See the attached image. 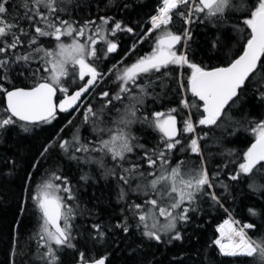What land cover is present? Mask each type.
Here are the masks:
<instances>
[{"label":"snow or ice","instance_id":"1","mask_svg":"<svg viewBox=\"0 0 264 264\" xmlns=\"http://www.w3.org/2000/svg\"><path fill=\"white\" fill-rule=\"evenodd\" d=\"M90 9L88 0H21L20 4L0 0V95L6 100L0 112V137L13 127L19 133H33L66 114L67 122L41 146L29 168L38 171L56 149L78 168L95 165L101 179L113 180L116 203L123 205L118 220L102 221L99 202L93 209L82 208L80 189L72 185L60 159L52 161L30 196L39 213L36 259L41 264H65L61 253L72 249L78 253L76 264H110L109 255L86 260L85 252L77 248L76 219L85 213L93 217L84 229L93 242L105 241L110 231L127 237L133 229L157 245L183 242L193 217L210 202V208L228 215L213 241L219 254L264 264V235L257 239L248 235L264 232V220L259 226L241 222L224 207L242 184L253 195L264 197V183L252 179L264 175V111L232 121L227 135L248 132L253 140L240 150L224 148L220 142L224 162L212 171V154L206 156L202 144L208 133H197L198 127L219 128L226 111L250 88L264 109V0H159L145 22L148 27L106 13L93 16ZM208 25L216 32L208 41L210 49L229 47L234 39L231 31L239 45L234 55L212 66L202 59L197 62V49L192 46L196 28ZM225 28L229 32L221 36ZM121 34L135 37L131 51L145 42L151 51L134 62L125 64L121 59L105 69L104 61L121 47ZM66 38L71 43H65ZM185 67L190 74L185 79L181 72L174 78L172 90L182 97L179 107L155 110L149 99L152 105L162 100L167 82L173 80L171 70ZM188 92L202 104L196 120L191 109L197 105L189 103ZM77 117L79 124H74ZM66 129H74L69 138L62 137ZM84 130L88 135L82 134ZM149 133L157 137L155 143L147 139ZM237 155L239 163L233 159ZM11 165L14 170L16 161L11 160ZM230 165L236 166L225 171ZM92 178L90 171L79 177L85 183ZM24 179L31 183L32 172H26ZM22 195L27 203V187ZM248 213L264 217V208L250 207ZM14 223L18 230L20 221ZM11 248L15 264V237ZM142 248L143 243L133 252Z\"/></svg>","mask_w":264,"mask_h":264},{"label":"trees","instance_id":"2","mask_svg":"<svg viewBox=\"0 0 264 264\" xmlns=\"http://www.w3.org/2000/svg\"><path fill=\"white\" fill-rule=\"evenodd\" d=\"M14 2L20 4L21 0H14ZM88 2L91 3L90 11L93 16L97 12L101 15L106 13L107 15L114 16L117 20L123 19L125 23L140 21L141 27H144L150 14H154V9L158 6L159 0H111V3L109 0H88ZM124 3L129 5L127 9L122 7ZM97 5H99V8H97ZM19 11L22 13V9H19ZM81 14L83 15V13ZM76 18L79 19L80 17L77 16ZM230 23L234 24L236 21L232 20ZM224 32H229V29L225 28L219 34L223 36ZM215 34V29L211 25L196 28L194 32L196 43L192 46L197 49V62L202 59L209 66L216 65L228 56L234 55L237 51L239 45L236 43L235 37L237 34L234 31L229 33L234 38L229 47L210 49L208 41ZM133 38L130 35H120L121 47L117 53L111 54L108 60L104 61L103 67L105 69L111 67L115 61L125 54L130 48ZM65 43H71L70 39L66 38ZM225 43H228L227 37H225ZM45 46L54 47V45H49L48 43ZM150 50L151 47L148 42L139 44L135 51H132L124 59V63L134 62L138 56L145 52H150ZM181 72H183L186 79L190 74V69L185 67L184 69L175 68L171 70L173 80L167 82L168 87L165 88L167 95L163 96L162 100H158L155 105H152L151 99H149V105L155 110L166 111L171 107H179L178 102L182 97L178 91L173 94L172 90L176 89L174 78L178 77ZM14 82L23 86L20 80ZM156 90L159 92L160 88L157 87ZM187 97L190 104L197 105L191 109L192 118L196 120L199 116V111H202V104L197 98H193L190 92L187 93ZM5 106V97L0 95V112H2ZM261 111H264V109L260 107L257 98L253 96L252 89L250 88L241 96L237 104L233 105L230 111H226L222 122H218L220 124L219 128H197V133H208V138L202 144L205 148V155L212 154L209 160L210 171L214 170L216 165L224 162V157L220 154L223 150L220 142H222L224 148L240 150L249 146L247 141L253 140V137L248 132L237 133V136L227 135L226 130L231 127L232 121L239 120L245 115H257ZM181 112L182 114H186V110L181 109ZM66 122V114H61L60 118L54 122V125H44L36 128L33 133H19V129L13 127L0 137V264H12L11 244L14 237L16 244L15 264H41L36 259L37 242L34 238V233L38 229L39 213L34 207L30 196L34 194L36 184L40 182L41 177L54 160L60 159V164L68 175L72 185L80 189L79 195L82 208L93 209V206L99 202V213L102 221L114 223L119 219L117 213L123 205L116 203L115 183L111 179L107 181L101 179L99 169L95 165L78 168L74 162L61 158L62 154L58 150L53 149L49 154L48 160L38 171L29 168V163L33 160V157L37 156L41 146L49 138L53 137V133L58 132ZM74 124H79V117L74 121ZM136 129H139V125L136 126ZM73 130L66 129L62 137L69 138ZM82 134L88 135V132L84 130ZM137 134L143 135L139 131H137ZM147 139L155 143L157 137L149 133ZM242 140L245 143H242ZM192 159L195 160L196 158L192 157ZM233 159L237 163L241 162L238 155L233 157ZM11 160L16 161L14 170ZM6 161L8 162L6 163ZM109 166H111L110 162ZM235 166L230 165L229 169L225 171H231ZM29 171L33 175L31 183L24 179L26 172ZM89 171L93 178L87 183L81 181L79 179L80 175L83 172ZM221 179H225V177L222 176ZM252 179L259 183H264V175L257 174ZM23 187L29 189L27 203H24V196L22 195ZM232 196L235 197V202H233ZM132 199H136L135 195L132 196ZM136 202L141 203L142 201L136 200ZM209 204L210 202L204 203V211L193 217L194 223L188 225L185 229V240L183 242H174L171 245H157L155 242L146 241V238L141 235L139 229H133L132 235L127 237L119 231L115 233L110 231L105 241L93 242L84 231L86 226L94 222L93 217L85 213L76 219V225L80 228L77 248L85 252L86 260L98 259L104 255H109L110 264H137V261L140 264H257V261L251 258L233 259L219 254L218 249L213 245V241L218 235L216 230L217 225L227 214L223 209L210 208ZM224 207L233 212L241 222H256L259 226L260 221L264 220V217H250L248 213V208L250 207H255L257 210L264 208V197L253 195L244 184L239 185L232 192ZM21 208L24 209L23 213L20 211ZM161 220H163L162 217ZM15 221H20L18 230L16 229ZM250 234L254 239H257L261 235H264V232H250ZM141 243H143V248L133 252V249H137ZM77 255L78 253L74 250L66 249L61 253V259L65 264H73L76 263Z\"/></svg>","mask_w":264,"mask_h":264},{"label":"flooded vegetation","instance_id":"3","mask_svg":"<svg viewBox=\"0 0 264 264\" xmlns=\"http://www.w3.org/2000/svg\"><path fill=\"white\" fill-rule=\"evenodd\" d=\"M135 40V37L133 38V40H132V42H131V45H132V43H133V41ZM131 45H130V48L125 52V54L121 57V58H119L117 61H115V63H117L118 61H120L121 59H126V57H128L129 56V54L132 52L131 51ZM139 45V44H138ZM137 45V46H138ZM151 51V50H150ZM147 53H149V52H145V53H143L142 55H145V54H147ZM141 56V55H140Z\"/></svg>","mask_w":264,"mask_h":264},{"label":"rangeland","instance_id":"4","mask_svg":"<svg viewBox=\"0 0 264 264\" xmlns=\"http://www.w3.org/2000/svg\"><path fill=\"white\" fill-rule=\"evenodd\" d=\"M145 27H148V24H146Z\"/></svg>","mask_w":264,"mask_h":264},{"label":"water","instance_id":"5","mask_svg":"<svg viewBox=\"0 0 264 264\" xmlns=\"http://www.w3.org/2000/svg\"><path fill=\"white\" fill-rule=\"evenodd\" d=\"M6 101V100H5ZM179 126V125H178ZM99 259V258H98ZM74 264H76V263H74Z\"/></svg>","mask_w":264,"mask_h":264}]
</instances>
